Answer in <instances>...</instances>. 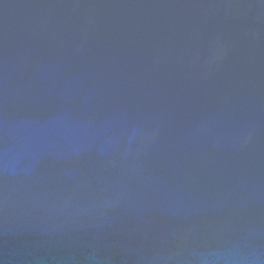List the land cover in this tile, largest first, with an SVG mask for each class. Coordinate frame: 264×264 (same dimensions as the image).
<instances>
[{
    "label": "water",
    "instance_id": "95a60500",
    "mask_svg": "<svg viewBox=\"0 0 264 264\" xmlns=\"http://www.w3.org/2000/svg\"><path fill=\"white\" fill-rule=\"evenodd\" d=\"M0 264H264V0H0Z\"/></svg>",
    "mask_w": 264,
    "mask_h": 264
}]
</instances>
